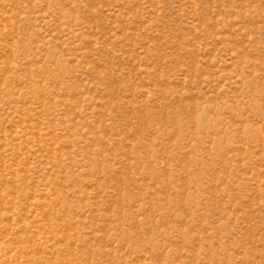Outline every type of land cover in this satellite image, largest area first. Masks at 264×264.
<instances>
[{
  "label": "rangeland",
  "instance_id": "374dc122",
  "mask_svg": "<svg viewBox=\"0 0 264 264\" xmlns=\"http://www.w3.org/2000/svg\"><path fill=\"white\" fill-rule=\"evenodd\" d=\"M0 264H264V0H0Z\"/></svg>",
  "mask_w": 264,
  "mask_h": 264
}]
</instances>
